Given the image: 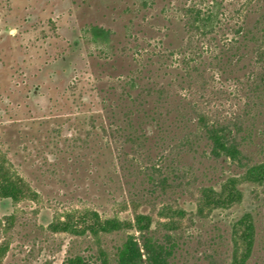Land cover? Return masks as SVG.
I'll list each match as a JSON object with an SVG mask.
<instances>
[{
    "label": "rangeland",
    "instance_id": "rangeland-1",
    "mask_svg": "<svg viewBox=\"0 0 264 264\" xmlns=\"http://www.w3.org/2000/svg\"><path fill=\"white\" fill-rule=\"evenodd\" d=\"M212 1L0 0V163L39 194L18 206L0 198V245L10 244L2 264H64L71 255L96 264L91 239L48 229L84 209L151 216L149 232L128 231L143 264H228L234 226L251 214L248 264H264V184L244 183L240 204L198 213L203 189L220 191L245 172L213 157L200 114L238 118L244 153L264 162V45L250 39L213 60L238 26L264 42V0H216L218 32L190 34L183 9ZM88 24L114 32L113 52L85 43ZM131 78L140 87L124 103ZM167 208L185 212L177 227L161 215ZM122 238L104 240L116 251Z\"/></svg>",
    "mask_w": 264,
    "mask_h": 264
},
{
    "label": "trees",
    "instance_id": "trees-1",
    "mask_svg": "<svg viewBox=\"0 0 264 264\" xmlns=\"http://www.w3.org/2000/svg\"><path fill=\"white\" fill-rule=\"evenodd\" d=\"M205 4V3H204ZM144 5H147L145 2ZM185 18L187 30L190 34L199 35L202 38H209L218 32L222 23V14L218 1H212L204 6L202 3H194L182 11ZM262 22L259 23V25ZM245 26H238L233 31L232 38H226L224 41L226 50L222 55L213 57V60L222 61L228 56V52L237 48L238 44H245L251 40H257V49L264 45L254 32H246ZM114 32L105 27L88 24L82 28V38L85 43L104 53L114 51ZM244 38L245 42H241ZM261 44V45H260ZM222 64V63H221ZM261 80L264 83L263 76ZM127 97L121 99L122 102H128L132 98L131 93L137 91L140 87L139 81L131 78L126 82ZM264 91V87H263ZM162 96V95H161ZM160 96V97H161ZM137 99L142 98L141 94ZM163 97V96H162ZM140 106L143 107L142 104ZM143 116L140 118L144 122H155V117L146 111H141ZM199 129L205 133L211 147V154L215 158L229 157L234 161H239L245 167L243 175L229 178L216 191L213 187L202 190V197L198 204V213L201 216L206 215L216 209H228L243 200L244 193L240 186L244 183H251L255 186L264 184V162H254L243 150L244 142L239 137L238 129L241 128L238 118L235 120L224 118H212L209 115L200 114L198 118ZM39 194L34 191L25 179L12 172L5 162L0 163V198L10 200L14 206H18L25 201H36ZM163 217L170 218V225L176 226L174 219L183 218V210H173L167 208L161 214ZM153 220L151 216L136 213L133 220L122 219L119 216L104 217L98 211L84 209L77 212L66 213L61 217H55L48 229L52 233H66L73 237L89 238L96 247L94 259L96 264H143L142 249L136 238L128 231L136 229L139 232H149L152 228ZM122 234L123 241L117 246L116 251H111L105 244L107 237ZM126 235V237H125ZM255 239V223L251 214L243 216L234 226V246L231 260L228 264H248L253 250ZM10 244L0 245V264L3 263ZM146 251L148 246L145 245ZM150 264H162V262H152ZM162 261V260H161ZM64 264H90V261L83 255H71ZM164 264V263H163Z\"/></svg>",
    "mask_w": 264,
    "mask_h": 264
}]
</instances>
